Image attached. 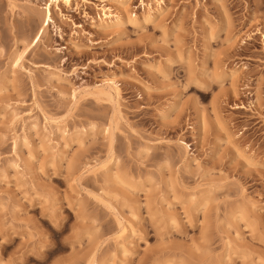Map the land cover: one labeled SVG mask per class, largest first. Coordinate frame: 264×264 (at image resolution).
<instances>
[{"label": "rangeland", "instance_id": "obj_1", "mask_svg": "<svg viewBox=\"0 0 264 264\" xmlns=\"http://www.w3.org/2000/svg\"><path fill=\"white\" fill-rule=\"evenodd\" d=\"M124 3L0 0V264H264V0Z\"/></svg>", "mask_w": 264, "mask_h": 264}, {"label": "bare ground", "instance_id": "obj_2", "mask_svg": "<svg viewBox=\"0 0 264 264\" xmlns=\"http://www.w3.org/2000/svg\"><path fill=\"white\" fill-rule=\"evenodd\" d=\"M54 1H59V0H54ZM72 0H66V2L67 3H70ZM112 1V0H111ZM121 2L122 3H124L125 2V0H121ZM125 4V3H124ZM144 7H145V4H144ZM46 10H47V17H48V20L49 19H51V4L50 5H47V8H46ZM155 13H154V11H152L151 9H149V11L147 12V18L148 19H151V18H153L155 15H154ZM111 15V14H110ZM145 19V18H144ZM108 87L109 88H111L112 90H114L115 92H117L118 93V89L117 88H115V86H114V82L113 81H109L108 82Z\"/></svg>", "mask_w": 264, "mask_h": 264}]
</instances>
